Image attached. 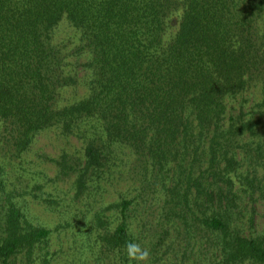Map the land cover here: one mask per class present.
<instances>
[{
    "label": "trees",
    "instance_id": "obj_1",
    "mask_svg": "<svg viewBox=\"0 0 264 264\" xmlns=\"http://www.w3.org/2000/svg\"><path fill=\"white\" fill-rule=\"evenodd\" d=\"M52 128L82 143L50 159L88 199L86 264H129V241L150 252L131 264H264L234 212L264 193V0H0V264H52L18 200L57 207L27 155ZM126 178L136 193L91 214Z\"/></svg>",
    "mask_w": 264,
    "mask_h": 264
},
{
    "label": "rangeland",
    "instance_id": "obj_2",
    "mask_svg": "<svg viewBox=\"0 0 264 264\" xmlns=\"http://www.w3.org/2000/svg\"><path fill=\"white\" fill-rule=\"evenodd\" d=\"M76 40L75 29L66 20L61 21L55 29L54 41L66 43L69 47H72L77 44ZM85 93L86 89L83 85L66 87L62 92V103H69L82 97ZM65 151L75 157L81 155L83 153L81 141L75 138L67 140L56 129L52 128L37 137L32 151L27 154L32 162V167L40 172L38 177L43 178L40 180L45 184L44 192L53 193L54 199L58 201L57 207L53 210L47 207L46 204L33 201L29 194L26 197L18 196V200H23L24 210L33 224L53 229L49 240L50 252L53 253L52 264H86L85 255L87 254L89 258L93 255L90 254L89 256V253L82 251V247L87 251L88 230L81 226L80 220L83 218L82 220L86 221L88 218V207L84 206L88 199L79 201L75 198V192L72 190L74 177L62 176L61 178L56 176L58 166L50 159L59 158L60 154ZM258 176L262 178V184H264L263 166L258 169ZM27 182L32 185L35 181L28 179ZM132 182L133 179L126 178L120 180V182L105 184L102 191L104 202L99 201L90 213L94 214L97 209L103 206L102 204L105 205L106 203L107 205L121 199L122 192H125L129 197L134 195L136 191H134ZM260 192L259 189L256 194H253L254 198H252L249 196L252 193L250 191L243 201L240 198L237 200V206L234 208L236 224L246 234L257 235L264 230V193ZM73 198L76 200H73ZM140 209L142 210V208H138L139 218L141 217ZM112 213L113 208L109 210L108 214ZM250 216L255 218L253 225L250 224ZM68 220L74 223L75 226L69 225ZM18 264H21V261Z\"/></svg>",
    "mask_w": 264,
    "mask_h": 264
},
{
    "label": "clouds",
    "instance_id": "obj_3",
    "mask_svg": "<svg viewBox=\"0 0 264 264\" xmlns=\"http://www.w3.org/2000/svg\"><path fill=\"white\" fill-rule=\"evenodd\" d=\"M125 250L129 264H131V261L147 262L149 260V250L147 248H142L139 243L129 241L125 244Z\"/></svg>",
    "mask_w": 264,
    "mask_h": 264
}]
</instances>
